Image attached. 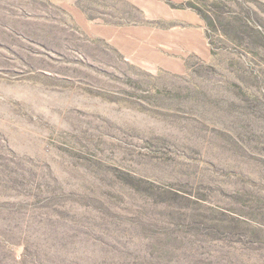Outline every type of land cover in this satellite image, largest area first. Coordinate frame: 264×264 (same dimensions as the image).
Masks as SVG:
<instances>
[{"label": "rangeland", "instance_id": "obj_1", "mask_svg": "<svg viewBox=\"0 0 264 264\" xmlns=\"http://www.w3.org/2000/svg\"><path fill=\"white\" fill-rule=\"evenodd\" d=\"M0 264H264V0H0Z\"/></svg>", "mask_w": 264, "mask_h": 264}]
</instances>
